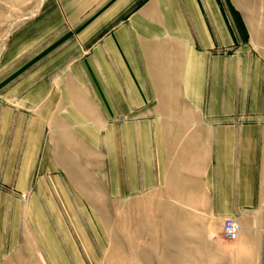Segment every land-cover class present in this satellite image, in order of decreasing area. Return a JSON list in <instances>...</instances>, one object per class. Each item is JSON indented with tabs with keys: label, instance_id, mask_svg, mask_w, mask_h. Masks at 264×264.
<instances>
[{
	"label": "crops",
	"instance_id": "obj_1",
	"mask_svg": "<svg viewBox=\"0 0 264 264\" xmlns=\"http://www.w3.org/2000/svg\"><path fill=\"white\" fill-rule=\"evenodd\" d=\"M263 5L41 0L0 53V264H105L113 237L114 264H257Z\"/></svg>",
	"mask_w": 264,
	"mask_h": 264
},
{
	"label": "rangeland",
	"instance_id": "obj_2",
	"mask_svg": "<svg viewBox=\"0 0 264 264\" xmlns=\"http://www.w3.org/2000/svg\"><path fill=\"white\" fill-rule=\"evenodd\" d=\"M41 0H0V53L3 48V45L8 37V35L23 21L29 18L38 8ZM264 8V5H263ZM259 23L262 25L261 28H257L256 30V38L255 44L264 54V12L260 15ZM258 33V34H257ZM263 130H264V113H263ZM262 186H263V196L261 203L253 211L250 215L254 220L256 227L261 230L264 235V135H263V145H262ZM111 212L107 210L106 217L109 227L114 229V220L112 214L113 205L110 206ZM109 208V209H110ZM211 221H202L199 219L198 221V229L210 227ZM144 232H146L144 230ZM127 239L122 238V240L126 241H138L139 247L144 250V245L147 240L145 236L137 237L136 235H131L130 227L127 230ZM199 241L202 237H198ZM121 242L120 238H114L112 242V248L110 252L109 259L105 262V264H114V257L116 256L115 250L120 247ZM136 248V247H135ZM163 249L173 250L172 247L162 246ZM131 259V262L137 264H145V259L147 254L143 251L140 253H130L128 254ZM181 256V254H179ZM133 257V258H132ZM175 253L173 251H163L161 252V264H175L174 262ZM137 258V259H135ZM37 264H45L39 257H37ZM257 264H264V255L261 260L258 261Z\"/></svg>",
	"mask_w": 264,
	"mask_h": 264
},
{
	"label": "built area",
	"instance_id": "obj_3",
	"mask_svg": "<svg viewBox=\"0 0 264 264\" xmlns=\"http://www.w3.org/2000/svg\"><path fill=\"white\" fill-rule=\"evenodd\" d=\"M240 232L239 221L233 216H227L223 222L222 236L227 241L237 239Z\"/></svg>",
	"mask_w": 264,
	"mask_h": 264
},
{
	"label": "bare ground",
	"instance_id": "obj_4",
	"mask_svg": "<svg viewBox=\"0 0 264 264\" xmlns=\"http://www.w3.org/2000/svg\"><path fill=\"white\" fill-rule=\"evenodd\" d=\"M240 233V232H239ZM239 236V235H238ZM236 240V239H235Z\"/></svg>",
	"mask_w": 264,
	"mask_h": 264
}]
</instances>
